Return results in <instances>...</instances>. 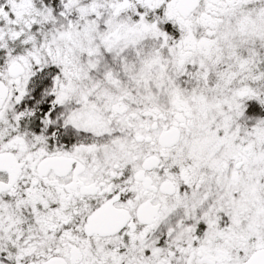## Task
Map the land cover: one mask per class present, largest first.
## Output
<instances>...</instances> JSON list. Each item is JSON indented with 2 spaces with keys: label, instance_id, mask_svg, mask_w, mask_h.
<instances>
[{
  "label": "snow or ice",
  "instance_id": "1",
  "mask_svg": "<svg viewBox=\"0 0 264 264\" xmlns=\"http://www.w3.org/2000/svg\"><path fill=\"white\" fill-rule=\"evenodd\" d=\"M0 264H264V0H0Z\"/></svg>",
  "mask_w": 264,
  "mask_h": 264
}]
</instances>
